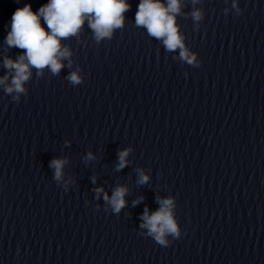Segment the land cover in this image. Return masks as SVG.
I'll return each instance as SVG.
<instances>
[{"label": "clouds", "instance_id": "obj_1", "mask_svg": "<svg viewBox=\"0 0 264 264\" xmlns=\"http://www.w3.org/2000/svg\"><path fill=\"white\" fill-rule=\"evenodd\" d=\"M199 0H192V4ZM233 8L239 9L235 0ZM182 0H140L135 13V25L146 29L149 36L161 41L167 52H175L179 49L181 61L199 66L196 55L191 53L185 46L184 37L179 31L176 18L181 14ZM131 10L128 0H48L46 4L33 11L30 3L22 8H17L12 13L10 30L7 31L5 44L9 48L22 50L15 60L8 56L3 59V66L8 74L0 77V85L4 86L6 94L12 95V99L19 101L21 94H26L24 87L32 75V69L36 70L38 76H42L45 69L51 74L58 75L66 65L71 67L72 52L70 48L62 44V40L76 37L87 21V26L93 34L97 43L105 39L111 40L116 30L125 24V13ZM227 12V9L225 10ZM190 16L198 24L203 19L200 9H193ZM41 17L47 25V30L41 25ZM9 26L5 25L7 29ZM11 79L9 80V77ZM66 79L73 85H79L82 78L78 71L68 74ZM14 94V95H13ZM131 149H123L118 152V163L116 170L125 168L129 161L127 157ZM95 157L91 152L87 159ZM66 159H52L49 167L54 169V179L59 183L63 180V168ZM138 173V184H146L149 176L142 169ZM95 183V177H93ZM97 199L103 193L104 201L110 205L113 213L119 214L126 207L125 196L128 188L119 185L114 188L111 197L104 192L103 188H96ZM143 197L133 201V207L140 203ZM160 207L151 214L147 206L141 214L140 228L145 229V235L151 237L157 244L163 247L171 245L169 236L179 239L181 230L174 216L175 201L172 197L157 198Z\"/></svg>", "mask_w": 264, "mask_h": 264}]
</instances>
